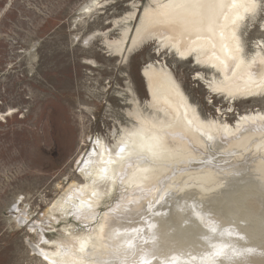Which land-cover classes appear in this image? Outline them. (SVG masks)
I'll use <instances>...</instances> for the list:
<instances>
[{
	"label": "bare ground",
	"instance_id": "bare-ground-1",
	"mask_svg": "<svg viewBox=\"0 0 264 264\" xmlns=\"http://www.w3.org/2000/svg\"><path fill=\"white\" fill-rule=\"evenodd\" d=\"M263 6L264 0H148L141 11L133 2L128 5L131 12L108 23L113 30H97L84 40L102 41L112 57L124 59L155 41L159 54L167 51L185 62H196L195 68L203 71L197 79L215 96L233 103L254 100L264 96V42L258 41L256 51L248 56L243 33L247 24L256 23ZM108 8L107 0H90L81 10V20L90 17L93 23L100 22ZM118 31L120 36L112 40ZM143 76L151 98L146 104L153 114L128 99L133 110L124 113L127 123L115 122L109 135L94 141L85 136L75 170L66 186L59 185L61 193L46 216L53 224L72 219L74 223L63 228L64 240L54 244L45 233L44 244L32 249L45 264H207L194 259L193 251L181 249L176 240L180 242L182 233L179 229L169 233L167 220L179 214L183 224L196 214L207 221L225 218L230 221L221 236L232 237L239 234L237 217L247 213L240 209L252 200L264 202V111L240 114L235 125L204 119L169 67L150 63ZM244 157L254 161L244 164ZM245 168L253 172L248 178L229 179L230 173ZM241 186L249 195L237 204ZM116 188L121 202L100 216V207ZM176 189L179 193L166 204V193ZM194 205L199 210L196 214ZM92 224L96 226L90 233H78V225ZM255 226L252 218L250 227ZM262 226L263 235L257 241L239 234L250 243L228 264H264ZM197 228L194 221L184 226L185 230ZM197 235L202 241L208 236ZM169 240L175 242L164 244Z\"/></svg>",
	"mask_w": 264,
	"mask_h": 264
},
{
	"label": "rangeland",
	"instance_id": "rangeland-1",
	"mask_svg": "<svg viewBox=\"0 0 264 264\" xmlns=\"http://www.w3.org/2000/svg\"><path fill=\"white\" fill-rule=\"evenodd\" d=\"M89 1L0 0V264H45L32 251L33 247L44 244L45 233L54 244L65 239L63 228L71 227L73 219L56 224L46 219L47 211L61 193L58 187L66 186L67 178L73 174L85 136L94 141L98 136L109 135L115 122H128L124 113L133 110L128 99L133 98L145 113L153 114L146 104L151 98L143 76L148 64L159 62L169 67L204 119L235 125L240 114L264 111V96L235 103L215 96L197 79L203 71L195 68L196 62H185L167 51L159 54L155 41L124 59L112 57L102 41L84 40L97 30H113L108 23L131 12L128 5L133 2L139 4L141 11L148 5V0H107L111 8L102 11L100 22L93 23L90 17L81 20V10ZM262 10L256 23L247 24L244 29V51L248 56L254 54L258 41L264 42V6ZM83 22L88 24L85 28L81 26ZM132 26L135 31L136 21ZM119 36L120 31L112 40ZM204 74L209 76L208 71ZM253 161L254 158H245L242 163ZM250 172V168H245L230 173L229 179H245ZM239 188L237 204L249 195L243 186ZM176 193L177 189L166 193L165 203ZM217 193L221 192H214ZM121 198L116 188L104 199L99 215L111 211ZM162 205L165 204H157ZM192 210L193 214L199 211L196 205ZM241 210L247 213L236 216L235 231L253 237L252 242L262 238L264 202L252 200ZM180 218L181 214L167 220L168 232L179 229L182 234L178 239L186 245L176 241L181 249L193 251V258L199 263L228 264L250 243L239 234L222 237L230 221L225 218L207 221L196 214L186 224ZM252 218L257 221L255 227H250ZM193 221L198 228L185 230L184 226ZM78 226V233H90L96 225ZM197 234L208 236L202 241ZM53 249L55 246L49 250Z\"/></svg>",
	"mask_w": 264,
	"mask_h": 264
},
{
	"label": "snow or ice",
	"instance_id": "snow-or-ice-1",
	"mask_svg": "<svg viewBox=\"0 0 264 264\" xmlns=\"http://www.w3.org/2000/svg\"><path fill=\"white\" fill-rule=\"evenodd\" d=\"M121 151H123V149H121Z\"/></svg>",
	"mask_w": 264,
	"mask_h": 264
},
{
	"label": "water",
	"instance_id": "water-1",
	"mask_svg": "<svg viewBox=\"0 0 264 264\" xmlns=\"http://www.w3.org/2000/svg\"><path fill=\"white\" fill-rule=\"evenodd\" d=\"M148 95H149V92H148Z\"/></svg>",
	"mask_w": 264,
	"mask_h": 264
}]
</instances>
